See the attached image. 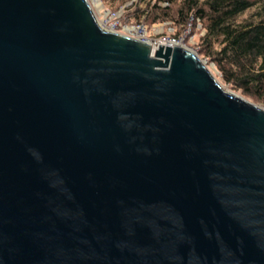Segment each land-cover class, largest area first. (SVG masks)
Masks as SVG:
<instances>
[{"label": "water", "instance_id": "water-1", "mask_svg": "<svg viewBox=\"0 0 264 264\" xmlns=\"http://www.w3.org/2000/svg\"><path fill=\"white\" fill-rule=\"evenodd\" d=\"M205 63L0 0V264H264V107Z\"/></svg>", "mask_w": 264, "mask_h": 264}, {"label": "trees", "instance_id": "trees-1", "mask_svg": "<svg viewBox=\"0 0 264 264\" xmlns=\"http://www.w3.org/2000/svg\"><path fill=\"white\" fill-rule=\"evenodd\" d=\"M166 2V4H165ZM128 19L148 30L169 21L178 37L189 25L195 46L220 80L264 103V0H138ZM134 18L135 20H132ZM200 28H197V25Z\"/></svg>", "mask_w": 264, "mask_h": 264}, {"label": "rangeland", "instance_id": "rangeland-1", "mask_svg": "<svg viewBox=\"0 0 264 264\" xmlns=\"http://www.w3.org/2000/svg\"><path fill=\"white\" fill-rule=\"evenodd\" d=\"M88 1L90 3L92 11L96 15L97 20L101 21L102 24L106 28H108L110 26V23H112L113 21H119L120 20L122 23L132 24L130 22V20L128 19L129 17L127 15L131 14V11L134 10V7L137 5L136 2L138 0H99L100 3H101V6H100L99 9H97L94 6V3L91 0H88ZM165 4H166V2H165ZM131 19L135 20L134 18H131ZM197 28H200L199 24L197 25ZM153 30H154V28L149 29L148 35H153L154 34ZM171 31L172 30H169L168 27H164L163 29L159 28V31H158L159 33H158L157 36L169 35L171 33ZM202 33H203V30L201 28H200V30L198 32L196 31L194 33H191L190 29H189V33L186 34V36L184 38V44H185V46H188V47L194 49V51L198 54V56L206 62L205 64L210 69H212V67L210 65V63H212V62L202 52H199L197 47L194 44L196 39H197V37L199 35H201ZM212 73L218 79V81H220V83L222 84V86L224 88L230 89V90H232V91H234V92H236L238 94H241L239 91L233 90L228 84L223 83L220 80L219 72H216V71L212 70ZM242 96H244V95H242ZM247 99H249L250 101H252L254 103L259 104L262 107H264V103H259V102L253 101L250 98H247Z\"/></svg>", "mask_w": 264, "mask_h": 264}, {"label": "built area", "instance_id": "built-area-1", "mask_svg": "<svg viewBox=\"0 0 264 264\" xmlns=\"http://www.w3.org/2000/svg\"><path fill=\"white\" fill-rule=\"evenodd\" d=\"M162 29L164 27H168L169 30H172V27L170 26V22H164L162 25ZM154 27L153 30V35H148V28L141 23H122L120 20L119 21H113L110 23V26L108 27V30L116 31L125 35H128L130 37H134L140 40L148 41L152 44V46H156L157 44H184V38L186 34L189 33V25L188 27L178 36L175 37L173 35H158L159 28Z\"/></svg>", "mask_w": 264, "mask_h": 264}, {"label": "bare ground", "instance_id": "bare-ground-1", "mask_svg": "<svg viewBox=\"0 0 264 264\" xmlns=\"http://www.w3.org/2000/svg\"><path fill=\"white\" fill-rule=\"evenodd\" d=\"M91 1L94 3V6H95L97 9L100 8L101 3H100L99 0H91ZM98 23H99V25H100L101 27H103L104 29H109V28H106V27L102 24L101 21H98Z\"/></svg>", "mask_w": 264, "mask_h": 264}]
</instances>
